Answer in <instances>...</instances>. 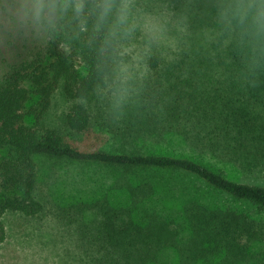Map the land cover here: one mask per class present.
Returning <instances> with one entry per match:
<instances>
[{
  "label": "trees",
  "instance_id": "obj_1",
  "mask_svg": "<svg viewBox=\"0 0 264 264\" xmlns=\"http://www.w3.org/2000/svg\"><path fill=\"white\" fill-rule=\"evenodd\" d=\"M187 1L197 42L150 55L148 91L125 112L86 35L43 42L0 17V45L16 49H0V248L7 215L55 205L79 264H264V47L220 20L219 0Z\"/></svg>",
  "mask_w": 264,
  "mask_h": 264
},
{
  "label": "clouds",
  "instance_id": "obj_2",
  "mask_svg": "<svg viewBox=\"0 0 264 264\" xmlns=\"http://www.w3.org/2000/svg\"><path fill=\"white\" fill-rule=\"evenodd\" d=\"M221 21L242 29L255 47H264V0H219ZM0 17L18 33L43 42L54 41L69 29L86 35L100 64L111 62L120 82L118 102L127 93L128 67L120 59L121 45L139 31L148 43L158 40L166 26L163 14L145 10L140 0H0ZM184 14L177 19L182 21Z\"/></svg>",
  "mask_w": 264,
  "mask_h": 264
},
{
  "label": "rangeland",
  "instance_id": "obj_3",
  "mask_svg": "<svg viewBox=\"0 0 264 264\" xmlns=\"http://www.w3.org/2000/svg\"><path fill=\"white\" fill-rule=\"evenodd\" d=\"M140 2L146 11L165 15L166 26L161 37L151 43H148L144 34L139 31L131 40L122 43L120 59L127 65L130 77L126 85H124L127 88V93L123 100L118 102L114 93L120 82L116 78L108 89L114 97V106L116 105L120 111H123V108L126 107L125 102L130 97L131 99L140 98L148 91L150 74L147 60L150 55L159 52L166 60L176 59L174 56L176 52H185L187 47L192 45V40L197 42L194 38H198V35L191 31V26L187 19L188 15L183 7V4L188 2L187 0H140ZM181 13L185 17L182 21L177 19ZM1 48L6 56L11 55V52L16 50L14 45H0ZM68 53L70 54V52ZM72 59L82 68L79 54L72 56ZM65 107L66 101L58 96L53 110V117L57 118ZM78 139L81 141L82 146L85 147L87 145L106 147L107 145L97 140H92V138L88 141L87 138L81 135ZM154 142L150 140L141 142L140 145L145 150H151L153 146H164L163 144L154 145ZM210 162L219 165L216 160L211 159ZM220 165L223 166L222 164ZM226 169L232 175L240 172L239 169L232 166ZM76 172L74 169L69 170L67 177H71L72 173L75 175ZM67 177L64 176L66 179ZM257 179L261 181L259 183L264 184V169L259 171ZM62 180H58L59 185L56 188V197L60 196V189L62 193H66L64 195H68ZM242 181H247L245 176H242ZM47 211L46 216L43 215L37 218H29L18 214L6 216L8 238L0 248V264H79V261L75 259V255L79 252L77 244L80 243V240L75 229L59 220L56 212L61 210L56 208L55 205L54 207L49 206Z\"/></svg>",
  "mask_w": 264,
  "mask_h": 264
}]
</instances>
